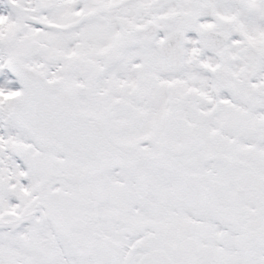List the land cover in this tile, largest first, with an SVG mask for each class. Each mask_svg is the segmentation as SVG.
Returning <instances> with one entry per match:
<instances>
[{
    "label": "snow or ice",
    "instance_id": "1",
    "mask_svg": "<svg viewBox=\"0 0 264 264\" xmlns=\"http://www.w3.org/2000/svg\"><path fill=\"white\" fill-rule=\"evenodd\" d=\"M0 264H264V0H0Z\"/></svg>",
    "mask_w": 264,
    "mask_h": 264
}]
</instances>
